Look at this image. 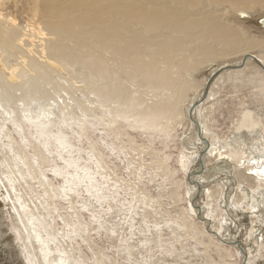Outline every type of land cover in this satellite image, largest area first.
Returning a JSON list of instances; mask_svg holds the SVG:
<instances>
[{"label": "bare ground", "instance_id": "1", "mask_svg": "<svg viewBox=\"0 0 264 264\" xmlns=\"http://www.w3.org/2000/svg\"><path fill=\"white\" fill-rule=\"evenodd\" d=\"M25 4L29 9L24 8L21 12L37 22V38L35 34H30L27 26L22 27L17 23V16L14 17L12 7L16 10ZM0 5L4 7L3 13L0 12V142L5 145V139H8L5 146L13 154L12 158L5 157L0 145L1 154L4 155L1 166L8 186L16 193L10 201L14 203L19 228L25 230L24 238L32 249L34 241L38 244L44 264L83 262L71 257L66 248L60 249V244L66 241V235L60 234L59 238L58 233L50 229L53 225L49 220L44 216L41 218L44 213L39 214L40 216L36 214L37 210L32 209V203L18 194L19 189L24 188L23 180L30 185V179L40 188L43 187L44 194L37 192L36 196L40 197L44 210L51 207L48 200L53 198L47 188H55L49 181L51 175L55 180L61 179L65 183L60 186V191L67 197L68 192H73V187L76 189L81 182L85 183L84 175L80 174L82 171L89 180L88 183H91L89 189L86 187V193L95 201L106 198L105 193L97 190L92 168L80 164L75 157V147L61 126L72 129V126H84L85 122L94 126L102 121V126L108 129L111 126L107 125L119 126L120 121H125L131 128L161 127L162 134L165 131L170 135L176 131L180 120L187 117L194 128L195 144H186L184 141L185 151L180 162L185 171L190 170L194 159L198 157L201 144L207 152L204 159L215 157L218 161L214 167L215 172L232 169L230 163H235V170L244 166L248 175L264 186V145L260 150L263 155L259 154L257 159L250 157L247 164L240 148L239 150L227 141L220 145L218 134L210 128L209 113L205 107L215 98V87L223 78L217 79L212 88L208 83L210 80L207 81L206 97L204 94L200 99L196 96L189 99L190 93H197L199 89L192 80L199 67L254 50L264 52V40L250 39L243 28L229 22L233 13L239 14L240 18H249L250 11L264 9V0H0ZM34 39L41 41L34 45ZM245 59L247 62H256L264 69L263 57L246 54L243 62ZM243 62L237 67L224 64L223 69L229 68L232 71L228 76L230 80L234 76H244L243 66L247 62L244 65ZM259 75L263 77L262 73ZM263 78L259 81L262 92ZM76 87L82 90L84 99L72 95V89ZM203 97L204 102L198 104L191 113L193 105ZM255 114L244 110L235 127L236 131L254 133L261 130L264 135V122L256 119ZM8 125L15 129L14 133L23 142L33 145L30 137L37 142L38 147H34L39 152V157L43 155L44 166L39 165L35 155L33 159L37 167L30 163L25 147L18 149L20 151L12 147L14 133ZM49 146L55 147L64 168L59 164H49L46 157V153L52 154ZM87 171L91 173L86 174ZM226 186L227 184H219L217 187L223 190ZM241 187L242 184H238V188ZM194 188L188 190L190 203ZM78 192L77 189L75 195ZM212 192L209 188L201 196L208 198L211 203L214 201ZM254 202L253 208H260L263 204L262 197H256ZM194 204H191L190 211L195 214V207H199ZM207 217L213 220L210 215ZM39 225L44 228V235H41ZM19 228L16 227L18 232ZM228 229L226 227L225 233ZM213 230L219 239H223L224 234L220 230ZM73 232L76 234V231ZM17 238L24 240L20 234ZM124 250L129 258L131 247L126 246ZM20 254L25 264H40L36 253L26 243ZM259 258V255L254 257L255 260Z\"/></svg>", "mask_w": 264, "mask_h": 264}, {"label": "rangeland", "instance_id": "2", "mask_svg": "<svg viewBox=\"0 0 264 264\" xmlns=\"http://www.w3.org/2000/svg\"><path fill=\"white\" fill-rule=\"evenodd\" d=\"M3 8L0 5L2 13ZM24 8L29 9L26 4L20 5L16 10L12 7L14 17L17 16V23L22 27L27 26L31 31L30 34L36 36L39 26L28 14L21 12ZM249 15V18H240L239 14L233 13L229 22L238 28H243L250 39L264 40V27L261 25L264 9H255L250 11ZM40 41L32 40L34 45H38ZM246 54L264 58V52L254 50L199 67L198 72L192 77L199 89L197 93H190L189 99L191 100L193 96L198 99L204 95L207 90L206 83L214 74L215 77L210 80L211 88L217 79L223 78L215 87V98L205 107L209 113L210 128L218 134L220 145L223 141H227L240 148L243 159L246 157L244 161L248 164L250 161L247 159L250 157L257 159L263 155L260 150L264 145V135L261 134V130H256L254 133L246 130H243V133L237 132L235 127L244 110L253 111L256 113L255 118L264 122V92L261 91L262 86L259 84L264 77V69L254 61L247 62V59V64L243 66L242 78L234 76L235 78L230 80L228 76L229 72H232L231 69L220 71L225 63L228 67L241 66ZM260 73L263 77L262 75L260 77ZM72 95L75 98H83L82 90L77 87L72 89ZM186 104L188 106V102ZM77 113L81 116L78 110ZM101 122L95 123V127L88 122L82 127L72 126V129L61 127L75 147V157L79 163L92 168L94 183L98 185L97 190H100V193H105V200L95 201L86 193V187L89 189L91 183H88L89 180L82 171L80 174L84 175L85 183L79 182L80 186L78 185L76 189L73 187V192H68L67 197H64L65 194L60 191V186L65 183L61 179L55 180L52 175L49 176L50 184L55 188L47 187L53 197L48 200L51 207L47 210L43 209L40 197L36 196L37 192L44 194L43 187L40 188L35 181L29 179L30 185H28L23 180L24 188L19 189L18 192L25 200L32 203H30L31 207L34 206L32 209L38 211H35L36 214L44 213L41 218L44 216L49 220L51 226L53 225L50 229L58 233L59 238L60 234L66 235V238L64 237L66 241L60 244V249L66 248L71 257L77 258L83 264H244L245 261V264H264V186L249 176L244 166L237 168L239 171L235 170V163H230L232 169L215 172L214 167L218 161L215 157L204 159L207 152L201 144L198 157L194 159L190 170L185 171L180 162L181 155L185 151L184 141L186 144L188 142L195 144L194 128L189 118L180 120L176 131L170 135L165 131L162 134L161 127L131 128L128 122L120 121V125L118 124L120 127L116 124L107 125L111 127L106 129ZM136 122L134 124L138 123ZM8 126L14 133L15 129L11 125ZM13 137L11 145L16 151L25 147L30 163L37 167L33 159L35 155L36 159L38 157L36 161L40 163L39 165L43 164V155L38 156L39 152L34 147L36 145L38 147V144L34 139L30 137L34 143L29 145L23 142L18 134L14 133ZM7 140L5 139V145L8 143ZM0 145L5 157L12 158L10 148L1 142ZM50 150L52 154L46 153L49 164L53 166L59 164L64 168L65 165L58 157L55 147L51 146ZM200 152H204L202 158ZM4 155L0 151V264H25L20 254L24 249V243L36 253L40 264H44L38 244L34 241L32 249L24 238L25 230L19 228L18 215L14 210V203L10 201L11 197L14 199L16 193H13L3 176L1 163L4 162ZM202 167H204L203 172H201ZM40 179L47 183L42 177ZM240 183L242 187L238 188ZM219 184H227V186L221 190L217 187ZM191 187L195 188L190 203L188 190ZM209 188L214 193V201L208 202V198L203 195L196 198L199 189L204 193ZM77 189L79 194L75 195ZM259 196L262 197L263 204L260 208L254 209L255 198ZM193 202L199 207H195V214L190 211ZM207 215L213 217V220L208 219ZM202 219L210 220L209 226L212 232H208V224ZM16 227L19 228V232ZM157 227H160L159 230ZM226 227L230 228L225 233ZM39 228L42 231L41 235H44V228L41 225ZM212 228L220 230L222 235L224 234L221 239L226 242L212 234L215 232ZM73 231H76V234ZM18 234L24 239L23 241L17 238ZM233 241L240 242L241 246L238 243L232 244ZM126 246L131 247L129 258L125 254ZM241 249L246 253L247 259ZM258 255L261 258L255 260L254 257ZM53 256L56 257L55 254Z\"/></svg>", "mask_w": 264, "mask_h": 264}, {"label": "water", "instance_id": "3", "mask_svg": "<svg viewBox=\"0 0 264 264\" xmlns=\"http://www.w3.org/2000/svg\"><path fill=\"white\" fill-rule=\"evenodd\" d=\"M261 25L264 27V19H262L261 20ZM247 58H249V56L247 57ZM246 58V59H247ZM246 59L244 60V62H243V65L246 63ZM229 68H224V69H222V70H220L221 72L223 71L224 72V70H228ZM215 75L216 74H214V76L210 79V80H212L214 77H215ZM211 81H209V83H210ZM204 97H206V94H205V96ZM203 97V99H201V100H199L198 102H197V104H195V105H193V108H192V110H191V113L195 110V108L197 107V105L198 104H201V103H203L204 102V100H205V98ZM190 117H191V119L193 120L194 118H193V116H192V114H190ZM202 155H203V153H201V158H202ZM204 171V167H202L201 168V172H203ZM200 187V186H199ZM201 194H202V190H201V192H200V189H199V191H198V193H197V195H196V198H198V197H200L201 196ZM203 220V219H202ZM204 222H206L207 224H208V227H207V230H208V232L210 231V220L209 221H207V220H203ZM216 232H213L212 234H215ZM232 244H235V243H238L239 244V246H241V243L240 242H237V241H233V242H231ZM242 250V252L244 253V251H243V249H241ZM245 254V257H246V259H247V255H246V253H244ZM245 263H246V261H245ZM244 263V264H245Z\"/></svg>", "mask_w": 264, "mask_h": 264}]
</instances>
